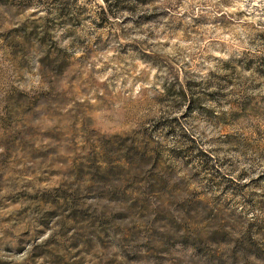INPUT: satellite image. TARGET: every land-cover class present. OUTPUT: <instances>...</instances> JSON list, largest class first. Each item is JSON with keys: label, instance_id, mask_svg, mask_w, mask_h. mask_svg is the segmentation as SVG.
Instances as JSON below:
<instances>
[{"label": "rangeland", "instance_id": "rangeland-1", "mask_svg": "<svg viewBox=\"0 0 264 264\" xmlns=\"http://www.w3.org/2000/svg\"><path fill=\"white\" fill-rule=\"evenodd\" d=\"M0 264H264V0H0Z\"/></svg>", "mask_w": 264, "mask_h": 264}, {"label": "trees", "instance_id": "trees-1", "mask_svg": "<svg viewBox=\"0 0 264 264\" xmlns=\"http://www.w3.org/2000/svg\"><path fill=\"white\" fill-rule=\"evenodd\" d=\"M105 1H108V0H105Z\"/></svg>", "mask_w": 264, "mask_h": 264}]
</instances>
